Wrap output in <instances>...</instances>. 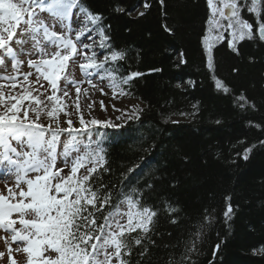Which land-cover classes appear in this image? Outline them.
Segmentation results:
<instances>
[{
  "label": "snow or ice",
  "instance_id": "1",
  "mask_svg": "<svg viewBox=\"0 0 264 264\" xmlns=\"http://www.w3.org/2000/svg\"><path fill=\"white\" fill-rule=\"evenodd\" d=\"M143 7L149 10L152 4ZM206 7L209 14L200 42L211 72L218 47L240 56L243 43H264V0H206ZM114 11L125 10L116 6ZM162 28L173 32L167 23ZM127 60V50L112 40L110 25L84 0H0V171L14 180L6 184V193L0 191V231L5 234L0 239L7 244L10 264H18L13 252L25 256L24 264H131L130 244L142 246L151 231L161 208L146 202L145 189L151 191L154 185L140 184V177L134 176L138 169L144 175V165L126 170L115 199L116 185H96L94 176L106 164L99 128L122 126L92 117L94 102L85 105L86 119L80 100L90 90L106 95L105 87L114 98L117 92L125 95V86L143 75L126 70ZM70 61L79 64L84 81L69 79ZM213 79L216 90L229 96L236 109L255 110L244 92L237 94L223 80ZM85 82L89 88L81 87ZM100 105L106 111L103 101ZM139 111L125 118L139 119ZM251 150L245 148L242 158L247 160ZM162 204L176 223L178 209L167 201ZM205 211V220L214 218L212 210ZM233 215L229 202L224 222ZM220 247L215 245L213 255ZM4 255L0 253V259Z\"/></svg>",
  "mask_w": 264,
  "mask_h": 264
},
{
  "label": "trees",
  "instance_id": "2",
  "mask_svg": "<svg viewBox=\"0 0 264 264\" xmlns=\"http://www.w3.org/2000/svg\"><path fill=\"white\" fill-rule=\"evenodd\" d=\"M84 2L110 25L114 44L127 50L125 69L143 74L125 86L123 96L137 104L123 113L122 127L99 128L106 164L94 176L97 186L116 185L114 199L136 164L144 165L143 176L139 169L134 174L139 183L154 185L145 189L146 202L161 210L142 246L130 244L131 264H264V130L254 126H264V43H243L240 56L218 47L211 72L200 42L206 0ZM145 2L152 7L142 6L143 17L131 14ZM116 6L125 11H114ZM157 68L162 71H152ZM213 76L244 92L255 110L236 109L216 90ZM137 109L139 119L125 118ZM245 148L252 149L247 160ZM162 201L178 209L176 223ZM229 202L234 215L225 223ZM205 210H212L210 221Z\"/></svg>",
  "mask_w": 264,
  "mask_h": 264
},
{
  "label": "rangeland",
  "instance_id": "3",
  "mask_svg": "<svg viewBox=\"0 0 264 264\" xmlns=\"http://www.w3.org/2000/svg\"><path fill=\"white\" fill-rule=\"evenodd\" d=\"M140 6L142 7L143 5H140ZM27 70H28L27 68L23 69V71H27ZM66 72L69 75V79L71 80L80 82V81H84L85 79L83 73L79 70V64H73L71 61L69 62V66ZM63 84H64V81L62 80L61 86H63ZM81 87L89 88V85L85 82L81 84ZM68 88L70 90V94L72 95V97L75 98V88L71 84L68 85ZM104 90H105V93H107L106 95H102L98 91L93 92L91 90L89 91V94L87 97H85L83 93L81 94L80 100H81L83 110L85 112V118L86 119L88 118V112H89V110L85 106L86 103L94 102L93 109L91 110L92 117L100 119V120H111L115 124H119L122 121V117L124 116L123 113L126 112L127 109L129 110V108L130 110L133 109V106L136 105L137 103L132 99H128L125 96L120 95L118 92L114 98L112 90L107 87H105ZM100 101H103L106 111L101 109ZM113 105L115 107H113ZM117 109H119V111H117ZM117 117H119V119H117ZM72 119L74 123L76 124V126L78 127L79 125L77 123L76 116L73 115ZM0 177H3V178H0V191H4L6 193V187H5L6 184L10 186L14 182V180L13 178L6 176L4 172L0 174ZM3 235L5 234L2 231H0V236H3ZM11 246L13 249H15L17 245L13 243ZM0 253L5 254L3 259H0V264H10V261L8 259L7 244L5 243L3 239H0ZM12 255L18 261V264H24L25 256L23 254L13 252Z\"/></svg>",
  "mask_w": 264,
  "mask_h": 264
},
{
  "label": "bare ground",
  "instance_id": "4",
  "mask_svg": "<svg viewBox=\"0 0 264 264\" xmlns=\"http://www.w3.org/2000/svg\"><path fill=\"white\" fill-rule=\"evenodd\" d=\"M140 12H142V7L139 5L137 7H134V9L132 10L131 14H139Z\"/></svg>",
  "mask_w": 264,
  "mask_h": 264
}]
</instances>
